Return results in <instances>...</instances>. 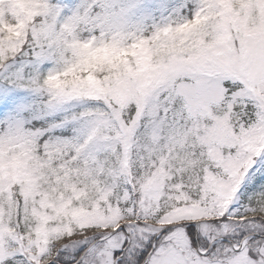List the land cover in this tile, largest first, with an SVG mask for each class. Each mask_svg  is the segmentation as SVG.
Masks as SVG:
<instances>
[{
  "label": "snow or ice",
  "instance_id": "obj_1",
  "mask_svg": "<svg viewBox=\"0 0 264 264\" xmlns=\"http://www.w3.org/2000/svg\"><path fill=\"white\" fill-rule=\"evenodd\" d=\"M0 264H264V0H0Z\"/></svg>",
  "mask_w": 264,
  "mask_h": 264
}]
</instances>
